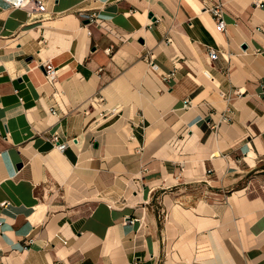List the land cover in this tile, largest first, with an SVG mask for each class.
I'll use <instances>...</instances> for the list:
<instances>
[{"label":"crops","instance_id":"1","mask_svg":"<svg viewBox=\"0 0 264 264\" xmlns=\"http://www.w3.org/2000/svg\"><path fill=\"white\" fill-rule=\"evenodd\" d=\"M44 5L0 0V264H264V0Z\"/></svg>","mask_w":264,"mask_h":264},{"label":"built area","instance_id":"2","mask_svg":"<svg viewBox=\"0 0 264 264\" xmlns=\"http://www.w3.org/2000/svg\"><path fill=\"white\" fill-rule=\"evenodd\" d=\"M2 1L6 2L12 9H22L26 11L28 15L34 12L42 13L46 9L44 5V0H2ZM208 11L212 15L215 21V30L217 32H225L226 25L224 21V12H223L222 4L218 2L217 4L209 7ZM82 17L88 20L90 23L95 21L96 15L94 13L88 15L83 14ZM219 55L220 52L217 49L209 48L207 50V58L210 62H214L215 60H217ZM42 66L44 69L46 82L50 85H53L57 81L56 67L53 66L49 61L43 63ZM187 104H189V101H185V106H187ZM51 112L54 113V110L51 109ZM223 118L224 120H228V117H223ZM50 140L53 143L55 149H57L59 152H63L68 146V142H60L56 135L52 136ZM3 206L4 203H0V207ZM129 221H133V219H130ZM55 264H60V263H55Z\"/></svg>","mask_w":264,"mask_h":264},{"label":"water","instance_id":"3","mask_svg":"<svg viewBox=\"0 0 264 264\" xmlns=\"http://www.w3.org/2000/svg\"><path fill=\"white\" fill-rule=\"evenodd\" d=\"M149 16H152V15H149ZM84 23H85V24H88V23H89V21H88V20H86Z\"/></svg>","mask_w":264,"mask_h":264}]
</instances>
